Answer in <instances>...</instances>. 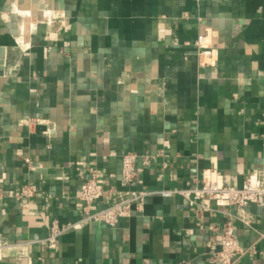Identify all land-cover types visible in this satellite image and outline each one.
<instances>
[{"label": "crops", "instance_id": "0c3cea01", "mask_svg": "<svg viewBox=\"0 0 264 264\" xmlns=\"http://www.w3.org/2000/svg\"><path fill=\"white\" fill-rule=\"evenodd\" d=\"M126 153L154 192L113 225L80 222L81 180L120 189ZM206 169L234 185L264 170V0H0V264H219L228 219L232 264H264L257 204L243 221L155 192ZM53 219L78 225L49 245Z\"/></svg>", "mask_w": 264, "mask_h": 264}, {"label": "built area", "instance_id": "2783aa9c", "mask_svg": "<svg viewBox=\"0 0 264 264\" xmlns=\"http://www.w3.org/2000/svg\"><path fill=\"white\" fill-rule=\"evenodd\" d=\"M46 19L50 20L48 17ZM202 38V34L197 36L194 41L195 46L198 52L208 54L210 50L204 46ZM135 157L134 153H126L121 158L120 189L106 188L103 177L95 170L81 180L78 193L82 210L80 222L102 221L113 225L119 218L129 216L133 208H142L145 197L154 191L138 190L132 187L135 178ZM25 159L27 160V157ZM212 171V169H206L200 183H194L186 188L162 189L155 192L162 196L178 194L188 205L196 204L197 200H200L204 206L211 203L216 206L234 205L238 216L243 221H247L243 213L244 207L249 203L260 206L264 215V170L246 175L241 185L220 183L213 176ZM110 192L115 194L112 203L99 208L92 207L98 199ZM31 195H33V188L23 185L16 197ZM77 225L78 223L59 225L58 221L53 219L44 241L52 245L68 227ZM8 245V242L0 241V249ZM238 251H240L238 238L234 226L228 219L221 227L218 249L213 252L212 261L219 264H232L231 254ZM179 264L184 262L181 261Z\"/></svg>", "mask_w": 264, "mask_h": 264}, {"label": "water", "instance_id": "95a60500", "mask_svg": "<svg viewBox=\"0 0 264 264\" xmlns=\"http://www.w3.org/2000/svg\"><path fill=\"white\" fill-rule=\"evenodd\" d=\"M1 51H2V49H1Z\"/></svg>", "mask_w": 264, "mask_h": 264}]
</instances>
